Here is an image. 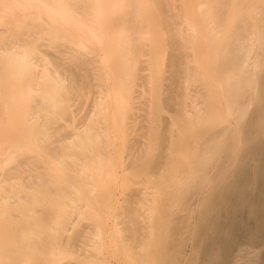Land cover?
Returning <instances> with one entry per match:
<instances>
[{
	"label": "bare ground",
	"instance_id": "6f19581e",
	"mask_svg": "<svg viewBox=\"0 0 264 264\" xmlns=\"http://www.w3.org/2000/svg\"><path fill=\"white\" fill-rule=\"evenodd\" d=\"M165 1L0 0V264H264V0Z\"/></svg>",
	"mask_w": 264,
	"mask_h": 264
},
{
	"label": "rangeland",
	"instance_id": "374dc122",
	"mask_svg": "<svg viewBox=\"0 0 264 264\" xmlns=\"http://www.w3.org/2000/svg\"><path fill=\"white\" fill-rule=\"evenodd\" d=\"M142 74H146V71L142 72ZM84 99L85 100L83 102V109L81 111V114H79V117L83 116V114L88 112L91 108L92 96L90 95ZM142 102H143L142 99L138 98L135 101V104L133 105L135 108L134 118L131 119L130 121L132 123H130L128 137H127V141L129 142V148L132 152L135 153L142 151L144 145L148 141V132H147L148 122L146 117L147 108L146 107H143V109L140 108ZM200 200H201V196L196 194L189 195L184 199L185 206L183 210H186V212L189 214L192 213V223L194 221V217L197 216L199 213H201V211L204 212V210L208 211L209 209L214 208L212 205L209 204L211 201L210 198H208L207 203L201 206L198 205Z\"/></svg>",
	"mask_w": 264,
	"mask_h": 264
}]
</instances>
